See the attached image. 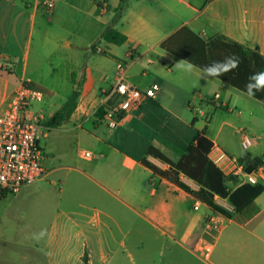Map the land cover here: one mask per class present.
Returning <instances> with one entry per match:
<instances>
[{
  "label": "crops",
  "instance_id": "crops-1",
  "mask_svg": "<svg viewBox=\"0 0 264 264\" xmlns=\"http://www.w3.org/2000/svg\"><path fill=\"white\" fill-rule=\"evenodd\" d=\"M108 28L127 40L109 42L104 38ZM184 28L207 44L238 43L264 58V0H0V116L24 81L47 89L40 109H52L48 118L60 110L72 95L62 99L60 82L45 84L46 74L64 75V89L80 94L69 122L51 128L44 138V178L0 196V264H108L100 230L110 223L136 235L147 229L155 239L157 233L168 240L178 235L183 251L202 253L197 238L207 232L214 211L142 163L147 158L170 167L148 154L151 147L173 162L185 152L170 139L159 140L158 117L166 114L169 122L187 125V111L198 107L216 114L230 111L235 101L264 100L219 77L202 78L197 66L191 72L181 68L186 60L164 45ZM37 35L33 78L30 62ZM119 63L125 64L132 86L146 90L157 84L159 90L154 98L144 97L132 110L121 111L117 125L110 127L109 114L124 99L114 91ZM227 124L224 119L221 127ZM195 127L205 129L214 145L227 152L219 133L214 138L208 127ZM258 138L254 150L242 155L248 161L264 155V140ZM167 150L179 157L173 159ZM241 184L229 182L231 190ZM263 194L219 219L224 232L217 237L223 240L218 264H264ZM201 206L207 211L191 215Z\"/></svg>",
  "mask_w": 264,
  "mask_h": 264
},
{
  "label": "trees",
  "instance_id": "trees-1",
  "mask_svg": "<svg viewBox=\"0 0 264 264\" xmlns=\"http://www.w3.org/2000/svg\"><path fill=\"white\" fill-rule=\"evenodd\" d=\"M125 10L126 7L121 8L117 19L123 16ZM104 38L115 44H123L127 40L125 35L113 28H108L105 31ZM164 46L201 69L206 65L212 64L213 61H222L225 57L237 56L240 61L239 67L226 72L219 78L246 93L245 85L248 83L249 76L264 72V58L258 51L224 40L207 44L187 28L177 32ZM217 51L222 54L221 57H214V53H217ZM79 95V92L75 90L62 108L46 120V124L50 128H56L69 122L78 106ZM253 97L264 100V90L257 91ZM196 122L197 119L192 122L193 125ZM179 143H181V147L185 149V152L176 162L171 161L155 147H151L148 151L149 155L160 159L163 163L169 164L170 167L168 169L156 165L147 158L143 159L142 163L157 176L177 185L192 194L197 200L205 203L213 211L220 212L226 217H229L230 214L216 204V195L228 199L235 210L240 212L264 192V184H241L236 189L231 190L229 182L234 181V179L228 178L211 160L209 154L214 147V142L206 136L205 129L196 130L189 139L187 138V140ZM179 143L177 144L180 146ZM242 159L247 161L249 171L255 165L264 163V155L261 159L252 162H249L246 157H242ZM183 177L193 181L199 188L197 190L192 189Z\"/></svg>",
  "mask_w": 264,
  "mask_h": 264
},
{
  "label": "built area",
  "instance_id": "built-area-1",
  "mask_svg": "<svg viewBox=\"0 0 264 264\" xmlns=\"http://www.w3.org/2000/svg\"><path fill=\"white\" fill-rule=\"evenodd\" d=\"M52 5L53 2L48 6ZM126 70L125 64L119 63L114 91L122 95L124 99L110 112V127L117 125L116 116L121 111L132 110L144 97L154 98L159 90L157 84L146 90L132 86L127 80ZM215 96L219 98V94ZM44 99L43 92L31 87L28 81L21 82L13 97L8 100L5 113L0 116V196L7 193H18L25 186L38 182L46 175L43 167L46 151L41 141L51 128L46 124L45 115L34 114L31 111L34 103L43 102ZM195 111L201 116H206V112L202 109L197 108ZM245 131H240L242 147L245 151H249L258 144L259 138ZM209 156L228 178L238 179L242 184H264V163L255 165L249 171L246 160L235 157L215 145ZM155 164L161 166V164ZM183 179L192 189L199 188L193 181L184 177ZM215 202L227 213L235 211L228 199L216 195ZM222 216L217 211L212 213L207 223V232L220 229L219 219ZM197 248L210 257L213 245L201 239Z\"/></svg>",
  "mask_w": 264,
  "mask_h": 264
},
{
  "label": "rangeland",
  "instance_id": "rangeland-1",
  "mask_svg": "<svg viewBox=\"0 0 264 264\" xmlns=\"http://www.w3.org/2000/svg\"><path fill=\"white\" fill-rule=\"evenodd\" d=\"M39 46L40 37L37 35L33 44L30 62V74H32L31 76L33 78H36L35 62L37 59L36 56ZM63 79L64 75L62 74L57 73L54 76L46 74L45 84L57 86L56 83H58V80L60 82L58 85L63 88L58 90L59 96L62 99H67L72 95L73 91L70 89H64L67 86ZM30 86L43 92L44 95L47 91V89L44 86L42 87L40 84L32 85L30 83ZM235 102L236 103H232V105L229 107L230 111L224 108L221 110L222 112L217 111L216 114L215 111L207 112L205 109L198 107V109H202L204 112H206V116H201L195 110L193 113L187 111V120L189 122L187 125L184 124L183 121L171 123L166 118V114L163 116L160 115V117H158V126H160L159 132L161 134V136H159V140L163 139L165 143H168L171 140L173 144L179 147L177 143L183 142V140H187V138L189 139L195 133V131L198 130L192 123L193 115L195 114V116L198 118L196 123H198L199 127H208V134L214 138H216L219 133L218 142L225 146L227 152L235 157L242 158V155L246 151L242 147V134L240 133L241 130H246L245 132L249 133L250 135L258 136L264 140V104H261V102L255 100H241ZM44 103L45 100L43 102L34 103L31 111L34 114L45 115L46 119H48L47 116L51 115L52 109H40ZM224 119L228 120V124L221 127ZM41 143L42 146L45 147L44 139H42ZM179 144L181 146V143ZM263 148L264 145L260 147V151L263 150ZM250 150L253 151L254 148L252 147ZM167 153L173 159L179 157L178 152L173 154L167 150ZM260 153L261 152H259V154ZM257 159L260 158H255L249 162L255 161ZM154 162L161 164V162L153 159V163ZM206 211V207L201 206L199 212L191 211V215H199ZM229 214L234 213L230 212ZM222 232H224L223 228L212 230L209 233L201 231L199 237L197 238V243L200 242L201 239H204L210 244L216 246L210 257H207L204 251H202V253H198L197 255H191L183 251L176 243V241H180V237L178 235H173L174 239L168 240L161 235L159 236L157 233V238L155 239V236L147 229L143 233L136 235L132 232L129 233L125 227L120 229L110 223L107 226H102L100 230V238L103 240V245L105 246L106 253L108 254V264H218L217 257L222 252L221 243L223 240L218 242L217 237H219V235L221 236L223 234ZM163 241L166 243V248L160 249ZM123 243L127 244V249L124 247ZM133 243L134 245L137 244V246L132 248Z\"/></svg>",
  "mask_w": 264,
  "mask_h": 264
},
{
  "label": "clouds",
  "instance_id": "clouds-1",
  "mask_svg": "<svg viewBox=\"0 0 264 264\" xmlns=\"http://www.w3.org/2000/svg\"><path fill=\"white\" fill-rule=\"evenodd\" d=\"M239 58L235 55L225 57L222 61H213L212 64L206 65L202 69V78L214 79L224 75L235 68L239 67ZM179 66L188 72H191L195 66L187 61H181ZM247 94L249 96L255 95L257 91L264 90V72L255 73L248 78V83L245 85ZM44 235L43 232L39 234L40 237Z\"/></svg>",
  "mask_w": 264,
  "mask_h": 264
}]
</instances>
